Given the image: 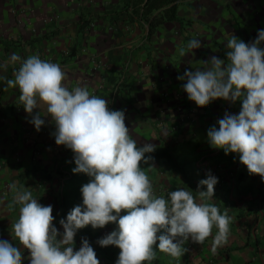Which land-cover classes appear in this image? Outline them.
Here are the masks:
<instances>
[{
  "label": "crops",
  "instance_id": "1",
  "mask_svg": "<svg viewBox=\"0 0 264 264\" xmlns=\"http://www.w3.org/2000/svg\"><path fill=\"white\" fill-rule=\"evenodd\" d=\"M142 2L0 0V65H6L0 68V241L18 245L11 226L20 205L10 207L11 184L31 191L42 205H52L54 225L62 234L59 221L76 206L70 196L88 182L86 174L73 173L72 150L55 143L56 125L45 106L29 115L18 88L7 85L23 59L38 55L60 65L69 90L87 86L108 101L110 110H123L137 146L168 148L171 160L141 165L154 195L167 199L183 188L200 202L199 181L208 174L218 178L212 199L203 202L232 218L227 244L211 252L214 228L203 244L185 241L179 258L156 249L151 264H264V181L249 174L239 154L226 155L205 147L209 138L199 139V131L218 129L226 112L238 115L242 101L217 99L199 107L183 89L186 80L177 78L207 67L201 62L212 56L226 60L230 34L245 43L254 41L258 30H264V0H179L178 20H167L152 33L151 21L168 6L145 16ZM191 39L200 40L201 47L180 56L178 49ZM13 54L21 61L12 62ZM39 111L45 124L37 131L30 121ZM114 230L115 223L97 229L88 225L77 231L74 250L87 239L100 264H115L119 248L97 243ZM22 252L23 264H29L28 252Z\"/></svg>",
  "mask_w": 264,
  "mask_h": 264
},
{
  "label": "clouds",
  "instance_id": "2",
  "mask_svg": "<svg viewBox=\"0 0 264 264\" xmlns=\"http://www.w3.org/2000/svg\"><path fill=\"white\" fill-rule=\"evenodd\" d=\"M264 30H258L251 43L234 34L228 37L226 60L212 56L201 62L207 67L185 71L179 80L189 100L199 107L223 99L242 101L239 114L225 113L218 120V129L208 130L210 145L225 154H239L240 162L250 175L264 179ZM201 42L191 39L178 49L180 56L198 49ZM12 62L21 61L13 54ZM6 65H0V68ZM66 74L59 64L42 60L38 55L23 59L9 88H18L19 100L29 115L40 105L46 108L56 125L55 143L74 153L73 173H83L91 179L81 188L82 205L75 206L59 221L61 234L54 225L52 205H42L32 192L11 184L14 193L10 207L20 205L18 220L12 233L18 245L0 241V264H23V250L29 264H100L87 239L74 250L77 231L91 225L103 228L117 224L112 231L97 240L101 247L116 246L119 256L115 264H151L156 249L173 258L186 251L185 241L203 244L213 234L211 252L227 244L231 217L211 200L218 178L208 174L198 184V196L183 188L168 193V198L156 196L153 185L141 167L152 157L146 153L155 146L138 147L125 124L123 110H110L108 101L91 94L87 86L69 90ZM39 131L45 124L40 111L30 121ZM206 187L205 190H200ZM124 213V214H122ZM162 233V234H161ZM59 237V238H58ZM158 242V244H157Z\"/></svg>",
  "mask_w": 264,
  "mask_h": 264
},
{
  "label": "trees",
  "instance_id": "3",
  "mask_svg": "<svg viewBox=\"0 0 264 264\" xmlns=\"http://www.w3.org/2000/svg\"><path fill=\"white\" fill-rule=\"evenodd\" d=\"M178 1L179 0H143L142 5H141L142 6L141 12L145 16L152 13L154 10H160V8L168 6L163 11H160L154 17L153 21H151L150 33L154 31V28L156 26L164 23L167 20H173V21L178 20V17H177V8L179 6ZM138 147H141V146H138ZM145 155L146 157L147 156L152 157V159L149 162H152L158 158H167L169 160H171L172 158V154L170 153L168 148H164V147L159 148V149L155 148L154 152L146 153ZM86 178L88 182L91 179L89 176H87ZM81 188L82 187H77V189H75V191L70 196L72 198L71 202H73L74 205L76 206L82 205ZM263 189H264V185H263Z\"/></svg>",
  "mask_w": 264,
  "mask_h": 264
},
{
  "label": "rangeland",
  "instance_id": "4",
  "mask_svg": "<svg viewBox=\"0 0 264 264\" xmlns=\"http://www.w3.org/2000/svg\"><path fill=\"white\" fill-rule=\"evenodd\" d=\"M207 133H208V130L205 132V131H203V132H201V131H199V139L201 140V139H204V140H207L208 139V135H207ZM206 146H210V142H209V140L206 142V145H205V147ZM264 181V180H263Z\"/></svg>",
  "mask_w": 264,
  "mask_h": 264
}]
</instances>
